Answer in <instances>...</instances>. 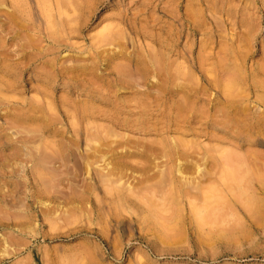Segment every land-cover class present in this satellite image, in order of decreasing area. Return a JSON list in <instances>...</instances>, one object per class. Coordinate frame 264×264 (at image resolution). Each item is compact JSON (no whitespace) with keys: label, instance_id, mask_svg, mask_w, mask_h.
I'll return each mask as SVG.
<instances>
[{"label":"rangeland","instance_id":"obj_1","mask_svg":"<svg viewBox=\"0 0 264 264\" xmlns=\"http://www.w3.org/2000/svg\"><path fill=\"white\" fill-rule=\"evenodd\" d=\"M263 178L264 0H0V264H264Z\"/></svg>","mask_w":264,"mask_h":264},{"label":"bare ground","instance_id":"obj_2","mask_svg":"<svg viewBox=\"0 0 264 264\" xmlns=\"http://www.w3.org/2000/svg\"><path fill=\"white\" fill-rule=\"evenodd\" d=\"M43 3H44V2H43ZM40 5H41V4H40ZM50 5H51V4H50ZM54 5H56V4H54ZM56 6H57V5H56ZM56 6H55V7H56ZM48 10H49V9H48ZM58 11H59V10H58ZM56 13H57V11H56ZM58 32H59V31H58ZM103 35H104V34H103ZM100 39H101V38H100ZM225 86H226V85H225ZM226 87H228V86H226ZM226 87H225V88H226ZM231 87H234V86H231ZM9 88H10V87H9ZM229 88H230V87H228V89H229ZM226 89H227V88H226ZM229 90H231V89H229ZM229 154H231V153H229ZM224 156H225V154H224ZM227 157H228V156H227ZM237 159H239V158H237ZM225 160H226V159H225ZM233 160H234V159H233ZM239 160H240V159H239ZM239 160H238V162H239ZM226 161H227V160H226ZM234 161H235V160H234ZM239 163H240V162H239ZM227 167H228V166H227ZM232 167H233V166H232ZM238 167H239V166H238ZM231 169H232V168H231ZM231 169H230V170H231ZM225 170H226V169H225ZM225 170H224V171H225ZM233 170H234V169H233ZM236 170H237V169H236ZM236 170H235V171H236ZM237 171L240 172L239 170H237ZM227 172L229 173V170H228ZM225 173H226V171H225ZM228 173H227V174H228ZM227 174H226V178H227V176H228ZM232 174H233V175H232V179H233V176H234V175H235V176H236V174H238V176L240 175V174L237 173V172H236V173L232 172ZM230 175H231V173H230ZM235 176H234V177H235ZM238 176H237V177H238ZM237 177H236V178H237ZM229 178H230V176H229ZM242 178H243V177H242ZM237 179L239 180V179H241V177H240V178H237ZM259 179H260V178H259ZM263 179H264V178H263ZM239 181H240V180H239ZM239 181H238V182H239ZM241 181H242V180H241ZM241 181H240V182H241ZM230 183H231V182H230ZM196 210H197V209H196ZM194 212H195V211H194ZM195 215H196V213H195ZM208 215H209V214H208ZM199 216H202V215L199 214ZM199 216H198V217H199ZM205 216H206V215H205ZM205 216H203V218L201 217V221L203 220V222H204V220L206 219V218H204ZM208 217H209V216H208ZM195 218H196V216H195ZM199 219H200V218H198V220H199ZM208 219H209V218H208ZM208 219H206V220H208ZM198 220H196V221L198 222ZM199 221H200V220H199Z\"/></svg>","mask_w":264,"mask_h":264}]
</instances>
